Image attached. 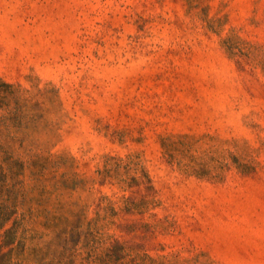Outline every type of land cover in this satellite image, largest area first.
I'll list each match as a JSON object with an SVG mask.
<instances>
[{
	"label": "rangeland",
	"instance_id": "1",
	"mask_svg": "<svg viewBox=\"0 0 264 264\" xmlns=\"http://www.w3.org/2000/svg\"><path fill=\"white\" fill-rule=\"evenodd\" d=\"M0 79L24 209L111 203L146 264H264V0H0Z\"/></svg>",
	"mask_w": 264,
	"mask_h": 264
},
{
	"label": "trees",
	"instance_id": "2",
	"mask_svg": "<svg viewBox=\"0 0 264 264\" xmlns=\"http://www.w3.org/2000/svg\"><path fill=\"white\" fill-rule=\"evenodd\" d=\"M9 89L0 79V110ZM4 153L5 162L17 163ZM19 177L0 165V264H146L147 255L108 235L119 214L111 203L103 208L104 216L98 212L88 221L81 213L70 218L64 205L51 213H36L24 209L27 200ZM132 205L123 198V211L131 212Z\"/></svg>",
	"mask_w": 264,
	"mask_h": 264
}]
</instances>
